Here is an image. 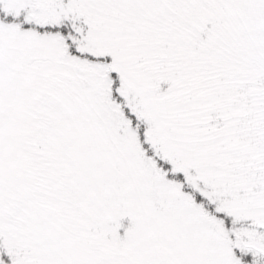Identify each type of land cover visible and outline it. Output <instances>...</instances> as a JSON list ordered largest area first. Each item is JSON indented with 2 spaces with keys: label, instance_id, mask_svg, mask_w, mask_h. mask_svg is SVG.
I'll return each instance as SVG.
<instances>
[{
  "label": "snow or ice",
  "instance_id": "6c2138e0",
  "mask_svg": "<svg viewBox=\"0 0 264 264\" xmlns=\"http://www.w3.org/2000/svg\"><path fill=\"white\" fill-rule=\"evenodd\" d=\"M0 264H264V0H0Z\"/></svg>",
  "mask_w": 264,
  "mask_h": 264
}]
</instances>
